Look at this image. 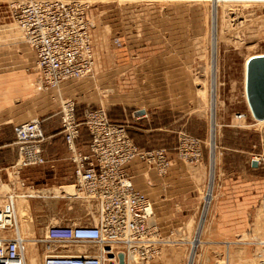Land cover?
Returning a JSON list of instances; mask_svg holds the SVG:
<instances>
[{"label": "rangeland", "instance_id": "1", "mask_svg": "<svg viewBox=\"0 0 264 264\" xmlns=\"http://www.w3.org/2000/svg\"><path fill=\"white\" fill-rule=\"evenodd\" d=\"M215 1L88 0L94 17L93 42L100 48L105 47L104 53L116 50L118 67L114 68L106 56L103 72L97 74L94 71L87 77L69 80L72 84L70 89H65L64 84L59 89L41 92L39 82L31 77L26 82L32 87L34 85L35 92L43 94V109L36 108L38 113L33 117L42 118L46 134L61 128L60 101H64L65 96H71L77 101L79 115L87 106L103 105L108 113L110 111L113 119L130 124L136 121L133 120V111L136 109L143 107L145 110H159L157 121L165 129L150 137L151 141L147 142L148 132L142 129L147 126L146 116L140 118L142 125L134 123L136 126L130 127V131L136 142L147 147H168L175 159L182 160L185 178L190 179L186 187L191 190L173 207L177 210L166 216L159 215L161 212L157 210L155 202V220L160 224L163 242L157 253L146 261L134 256L133 260L138 262L136 264H188L193 251L191 242L198 234L205 213V197L212 171V33ZM216 3V119L220 122L216 127L214 140L217 163L214 198L204 219V241L197 248L195 264H248L253 258L261 259V264H264V123H258L252 116L244 88V70L248 56L264 52V0H217ZM117 37L121 44L115 42ZM153 54L170 55L173 63L179 61L187 67L191 91L196 92L198 97L195 104L190 103L185 110L171 97L168 98V104L160 108L153 99H149V92L155 88L147 82L146 58ZM5 60L8 62H4ZM35 68L34 53L16 21L9 16L7 0H0V71L21 69L22 72L29 73ZM162 74L163 80L157 84V88L170 91L172 95L173 82H170L168 70L165 69ZM14 76L16 75L13 74ZM109 79L117 81L119 86L117 82H109ZM85 84L93 86L98 95L95 102L89 103L83 98L82 95L86 94L82 89ZM115 94L123 97L129 95L127 99H130L131 104L123 106L107 99V96ZM137 96L143 99L139 100ZM6 101H10L9 97ZM240 113L245 116L239 118L237 115ZM183 133L201 139L203 155L198 160L189 156H177L179 136ZM7 136V131L0 132V141ZM62 136L63 133H60L61 140L64 139ZM254 158L259 160L257 165L252 164ZM146 168L144 172L150 169ZM11 170L12 166L9 168L8 180H0V183L8 185L0 189L1 193L9 191L12 182H15L21 192L48 190L58 187L55 181H59L62 175L61 172L54 173L49 179L56 183L52 187L41 188L31 183L28 187L29 183L23 186V178L14 175ZM227 179L230 182L228 186L225 183ZM72 182L73 179L68 184H73ZM65 192L63 190L64 194L55 196L48 191L46 196L30 198V216L35 227L28 232L21 228L27 239L37 241L38 236L51 223H80L92 219V214L88 213L90 206L85 198ZM227 201L230 206L228 232L220 226L227 214L222 204ZM169 222L172 224L168 225ZM79 246L85 247L84 244ZM44 252L45 244L34 242L29 245L28 263L41 264Z\"/></svg>", "mask_w": 264, "mask_h": 264}, {"label": "built area", "instance_id": "2", "mask_svg": "<svg viewBox=\"0 0 264 264\" xmlns=\"http://www.w3.org/2000/svg\"><path fill=\"white\" fill-rule=\"evenodd\" d=\"M8 6L9 16L18 23L36 53L41 86L58 87L67 79L93 72L94 17L88 2L14 0ZM115 42L121 44L120 38H115ZM63 100L61 131L72 164V183L84 192L92 219L47 225L37 240L47 245L42 264H126L129 253L136 249L142 259L151 258L163 237L159 222L153 219L155 201L136 187L132 162L138 160L166 174L173 164V152L165 146H140L128 125L111 118L103 105L87 106L79 115L73 97L65 96ZM15 135L18 155L12 167L18 163L23 169L49 160L44 146L47 134L40 116L16 124ZM177 148L181 158L198 160L203 155L201 139L186 133L180 134ZM9 193L12 192L0 193V229L4 231L17 222L15 203ZM22 244L20 237L0 235V264H23ZM69 244L86 247L77 252L61 250ZM120 251L125 254L124 263Z\"/></svg>", "mask_w": 264, "mask_h": 264}, {"label": "crops", "instance_id": "3", "mask_svg": "<svg viewBox=\"0 0 264 264\" xmlns=\"http://www.w3.org/2000/svg\"><path fill=\"white\" fill-rule=\"evenodd\" d=\"M104 50L105 47L100 48V46L96 45V43L94 42L95 71L97 74L100 73V71H104L105 68L103 66L106 65V56L108 60H111V64L113 63L114 68L118 67L116 63V60L118 59V52L116 50H108V53H104ZM169 56L170 55L154 56L153 54L148 55V57L146 58V65L148 70L146 74L147 82L153 84L151 87L155 88L153 91L149 92V99H153V101L157 103L156 106H161L160 108H162V105L168 104V98L170 99L172 97L176 104L186 110L190 103L194 102L195 104V102L198 100L197 93L191 91V80L187 74V67H184L179 61L173 63V61H171V57ZM4 62L7 63L8 61L5 60ZM165 69L168 70L170 82H173L171 86L173 91L172 95L170 91L167 92L166 90H160L157 88V84H159L163 80L162 75L164 74L162 73ZM13 74L16 76L13 77ZM29 77H31L36 82V68L34 71L29 73L22 72L21 69L0 71V132H8L7 138H4L0 141V180H8L9 168L15 162L18 155L15 142L16 135L14 124L26 121L33 117L36 113H38L36 111V108L40 110L43 109V94L35 92L34 85L32 87L31 85H28L26 83L27 80H29ZM109 82L116 83L117 81L109 79ZM117 84L119 86L118 82ZM71 86L72 84H70L68 81L65 82V89H70L69 87ZM82 89H84V92H86V94L82 96L83 98L87 99L89 103L95 102V98L98 99V95L96 94V92H94V88L93 86H90V84H85ZM100 90L103 91L101 87ZM128 96L123 97V95L115 94L107 96V99H112L114 101V104L125 106L131 104L129 102L130 99H127ZM7 97H9L10 101H6ZM17 99L20 100L18 101ZM99 99H101L100 96ZM137 99L141 100L143 98L137 96ZM158 111L159 110L156 108L151 110L148 108V110H145V108L143 107L133 111V114L135 116L133 120L136 121L132 122L133 124L125 122L128 125L130 134L132 135L130 127L136 126L134 123L142 125L140 122V118H144L146 116L148 117L147 126L145 128L143 127L142 129L148 132L149 137L147 139V142L151 141L152 139L150 137L155 136L157 133H159L160 130L165 129L164 125L160 121H157V113H159ZM114 120L120 121L118 119ZM60 133H62L61 128L59 129V131L47 133V140L44 146L49 160L45 164L24 167L20 170V175L23 178L24 182L23 186H27L28 183V185H30L31 183L34 186L37 185L38 187L45 188L52 187L57 183L58 187L56 186L48 190H37L40 192L39 195H32L29 192L28 195H25L27 197V200H29V198L31 197H41L43 195L46 196L48 194V191L52 192L55 196H58V194H64L59 193V190H65L66 194H72V188L74 187H71V184H68L70 180L73 179L72 164L69 159V151L63 139V136V140L59 138ZM133 138L135 139L134 136ZM138 144L140 146L147 147L146 145H142L141 142ZM10 148H13V150H10ZM5 153H7L8 155ZM132 163L135 168L134 182L136 187L148 192L152 196L154 201L157 203V210L161 212L159 215L166 216V214L170 213L171 211H176L177 208L173 209V207L177 206L178 200H181L182 198H184V196L189 194L188 190H191L189 187H186V184L189 185L190 179L188 178V180L185 178L186 174L184 162L180 159H175L173 155V164L170 167L168 174L166 175L160 174L155 168H150L146 172H144V170L147 169V166L138 160H134ZM55 172H61V178L59 179V181H55L56 183L53 181L50 182L49 179L54 176ZM13 174L16 175L15 173ZM30 178L32 180H29ZM187 180L188 183H185V181ZM225 183L228 186L230 183L229 179H227ZM5 186L8 185L0 183V189H4ZM18 200L20 203H22L23 196H19ZM28 204H30V200L28 201ZM222 206L224 208V211H227V214L226 216H224V219L220 226L224 227V229H226V231L228 232L230 230V206H228V201L224 202ZM28 209L25 210L24 207H21L18 211L20 224H22V228H24L26 232H28L29 229H33L35 227L34 220L30 216V214H27L28 212L30 213V209ZM169 218H171V216ZM166 220L168 219H165V221ZM170 224L172 223L169 222L168 225ZM227 242L229 243V240H227ZM79 245L80 244H69L68 247H62L61 250L67 252H77V250L82 249V247H80ZM44 254H46V249ZM226 264H228V262H226Z\"/></svg>", "mask_w": 264, "mask_h": 264}, {"label": "bare ground", "instance_id": "4", "mask_svg": "<svg viewBox=\"0 0 264 264\" xmlns=\"http://www.w3.org/2000/svg\"><path fill=\"white\" fill-rule=\"evenodd\" d=\"M11 1H14V0H7V2H11ZM23 1V0H21ZM85 2H88V0H83ZM217 0L214 2V24H213V33H212V53H213V67H212V80H213V85H212V105H211V111H212V171H211V180H210V185H209V188H208V193H207V196L205 197V201H206V208H205V213H204V216H203V219H202V222L199 226V231H198V234L195 238L194 241H192V246H193V251H192V255L190 257V260H189V263L188 264H195V260H196V254H197V248L199 246H202L203 244V230H204V219L206 218V215H207V209L209 208V204L211 203L212 199L214 198V194H213V186H214V181H215V174H216V171H215V166H216V159H217V156H216V153H215V130H216V127L218 125H220V122L217 121L216 119V106H217V93H216V80H217V63H216V50H217V26L215 24V19H216V11H217ZM17 23V22H16ZM18 25V23H17ZM18 27L20 28V26L18 25ZM20 31L23 33L22 29L20 28ZM24 34V33H23ZM91 35H92V28H91ZM25 36V35H24ZM25 41L27 42L26 38H25ZM92 41H93V37H92ZM28 43V42H27ZM29 45V44H28ZM30 46V45H29ZM31 48V47H30ZM93 49H94V42H93ZM31 51L34 53V57H35V60H36V69L38 70V66H37V56H36V53L35 51L31 48ZM258 54H264L263 53H255V54H251L248 56L246 62H245V73H244V88H245V96H246V101H247V104H248V108L252 114V116H254L255 120L258 122V123H264V117H257L254 112H253V109L251 107V104L249 102V98H248V94H247V65H248V60L254 56V55H258ZM95 71V55H94V69H93V72L87 74V75H84L82 77H79V78H70V79H67L65 82L69 81V80H75V79H81V78H84V77H87L89 75H92ZM36 82H39L38 80V75H37V79H36ZM65 82L62 83L61 86H63L65 84ZM39 85L40 82H39ZM61 86H58V87H49V88H45L43 86H41V92H44V91H49V90H53V89H59ZM238 116V115H237ZM245 114H241L240 116H238L239 118H242L244 117ZM63 133V132H62ZM17 159V158H16ZM14 164V163H13ZM12 164V165H13ZM45 164V163H43ZM39 165H42V164H39ZM34 166H38V165H34ZM20 169H21V166H19V164L17 163L16 166L12 167V170L11 172L15 173L16 176H21L20 175ZM158 171V170H157ZM30 187V185L28 186ZM71 187H74L72 188V194H76V195H80L82 197H84L85 195L84 192L80 191L78 187L75 186V184H71ZM17 189V190H16ZM57 190V189H56ZM55 190V191H56ZM8 192H12V193H9L11 196V198L13 199V202L15 203V213H16V225L10 229H8L7 231H4V230H1L0 229V235H11V236H17V237H20L23 241V264H29L28 263V260H27V251H28V247L29 245L33 244L34 242H36L37 244H39L38 241L34 240V239H27L23 233H22V227H21V224H20V219L18 217V211L20 209V207H24L25 210L28 209V206L30 208V204H28V201L30 200H27V197L25 195H28L29 192H21V190L17 187V185L15 184V182H12L11 183V187L9 189V191H6V192H2V193H8ZM74 192V193H73ZM1 193V192H0ZM39 191H36V192H32L31 194L32 195H39ZM59 193H62L61 190H59ZM19 196H23V201L22 203L19 202L18 200V197ZM29 210V209H28ZM27 214H30L29 212ZM156 217V216H155ZM155 217H153V219H155ZM22 219V218H21ZM25 219V218H24ZM27 226V225H26ZM47 228V227H46ZM46 228H45V231H46ZM38 240V239H37ZM201 244V245H200ZM52 246H57V244H53ZM86 247V245H85ZM45 249H46V253H47V245L45 244ZM263 251V249H261ZM34 251V250H33ZM263 255V253H261ZM134 256H139V258L141 259V261H146L148 260L149 258L147 259H142L143 257H141L139 255V252L138 250H133L129 253L128 255V260L126 262V264H136L138 263L136 259L133 260ZM44 258V257H43ZM29 259V258H28ZM133 260V261H132ZM42 264V262H41ZM248 264H261V259H257L256 260L253 258V261H250Z\"/></svg>", "mask_w": 264, "mask_h": 264}, {"label": "water", "instance_id": "5", "mask_svg": "<svg viewBox=\"0 0 264 264\" xmlns=\"http://www.w3.org/2000/svg\"><path fill=\"white\" fill-rule=\"evenodd\" d=\"M247 66V94L249 102L254 114L257 117H264V54L252 56L248 60ZM258 163L259 160H257L256 158L252 159L253 165H257ZM119 255L121 258V263H124V252L120 251Z\"/></svg>", "mask_w": 264, "mask_h": 264}]
</instances>
